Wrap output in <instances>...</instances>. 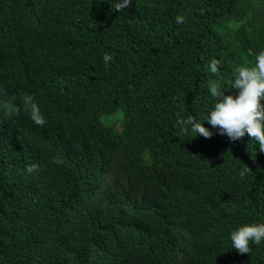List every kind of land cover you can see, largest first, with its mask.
Wrapping results in <instances>:
<instances>
[{"label":"trees","instance_id":"obj_1","mask_svg":"<svg viewBox=\"0 0 264 264\" xmlns=\"http://www.w3.org/2000/svg\"><path fill=\"white\" fill-rule=\"evenodd\" d=\"M116 2L0 0V264H264L230 241L264 222V152L177 123L264 51V0ZM25 93L43 126L5 114Z\"/></svg>","mask_w":264,"mask_h":264},{"label":"clouds","instance_id":"obj_2","mask_svg":"<svg viewBox=\"0 0 264 264\" xmlns=\"http://www.w3.org/2000/svg\"><path fill=\"white\" fill-rule=\"evenodd\" d=\"M132 4V0H117L114 10L120 12ZM184 15L176 16V23L185 22ZM105 63L113 60V55L105 53ZM221 61L213 58L210 61L209 71L213 74L220 69ZM230 88L223 87L217 82L209 83V91L215 103L206 119L198 120L195 116L183 115V109L177 113V123L181 130H190L196 135L206 139L212 137L213 132L204 126L207 121L212 128L217 129L220 135H226L231 141L243 139L254 140L258 144L259 151L264 152V51L259 52L255 57L254 65L238 66L235 69V77L229 81ZM226 89L235 90V94H225ZM6 115L18 114L21 107L29 113L31 120L38 126H43L46 120L35 101L34 96L23 94L21 106L3 105ZM2 124V122H0ZM53 163L62 164L63 160L54 157ZM39 165L29 164L26 168L28 173L38 170ZM252 170L245 166L240 172L243 179ZM231 248L240 254H249L252 251L251 245H260L264 241V222L246 223L239 226L230 233Z\"/></svg>","mask_w":264,"mask_h":264}]
</instances>
